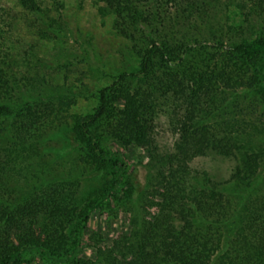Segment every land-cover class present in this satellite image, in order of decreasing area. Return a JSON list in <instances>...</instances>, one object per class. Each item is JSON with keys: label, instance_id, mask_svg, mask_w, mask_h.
<instances>
[{"label": "trees", "instance_id": "obj_1", "mask_svg": "<svg viewBox=\"0 0 264 264\" xmlns=\"http://www.w3.org/2000/svg\"><path fill=\"white\" fill-rule=\"evenodd\" d=\"M7 2L0 264H264V0H97L116 68L91 40L80 56L66 47L63 2ZM78 64L105 83L70 82ZM56 135L73 148L63 167L46 153ZM137 149L144 185L127 158ZM207 156L234 163L227 179L192 169ZM119 213L124 233L86 256L95 217Z\"/></svg>", "mask_w": 264, "mask_h": 264}, {"label": "rangeland", "instance_id": "obj_2", "mask_svg": "<svg viewBox=\"0 0 264 264\" xmlns=\"http://www.w3.org/2000/svg\"><path fill=\"white\" fill-rule=\"evenodd\" d=\"M8 0H0L1 7L8 6ZM65 5V22L68 25L66 46L70 50L75 51L76 55H81V44L91 40L92 49H96L97 54L108 63L110 66L119 67L120 58L117 50L120 49L119 40L115 38L111 33V18L103 19L98 12L97 0H59ZM3 23H0L2 26ZM78 41V42H77ZM53 47L52 44H49ZM77 71L75 75L70 76V82L74 79L80 78L88 87V90H95L97 87L102 86L105 81L98 78L97 72H92L91 78L89 73L90 68L86 64H78L74 69ZM87 72L85 75L81 73ZM91 73V72H90ZM74 83V82H73ZM80 83L75 85L76 88L82 89L79 86ZM80 107L78 112L82 111L84 106L88 103L85 100V96L80 99ZM156 139L159 146L163 150H171L176 137L169 131L165 118L159 120L156 129ZM46 153L50 156V163L55 167L64 166L65 160L72 154V147L68 145L66 138L56 135L50 145H47ZM127 158L131 160L133 167H136V173L134 179L136 183L144 185L145 170L144 164L147 162V155L142 150L137 149L131 153H127ZM234 163L230 160L221 159L215 156H207L194 160L191 163V167L195 171H206L217 177L218 179H227L232 171ZM62 168L57 174H61ZM102 214V213H100ZM128 215L119 213L116 217L104 215H97L92 223L90 230L88 231V240L86 245V256L94 253L93 247H108L110 246L122 233H124ZM90 258V257H86Z\"/></svg>", "mask_w": 264, "mask_h": 264}]
</instances>
